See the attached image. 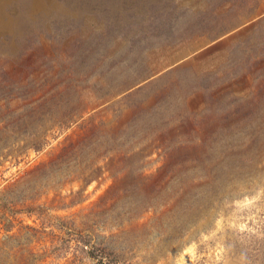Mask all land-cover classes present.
<instances>
[{
  "label": "rangeland",
  "instance_id": "rangeland-1",
  "mask_svg": "<svg viewBox=\"0 0 264 264\" xmlns=\"http://www.w3.org/2000/svg\"><path fill=\"white\" fill-rule=\"evenodd\" d=\"M263 53L264 0H0V98L14 109L25 88L71 86L84 89L81 100L93 107L66 129H50L40 151L8 158L0 167V264H23L28 251L39 256L34 264H96L77 247V233L122 230H128L131 264H264V87L260 95L257 73L248 70ZM125 86L133 95L109 99ZM60 110L54 105L50 115ZM91 116L107 133L117 122L136 119L152 146L143 144L148 149L124 169L143 166L144 175L164 164L166 151L228 152V167L208 189L192 225L182 211L144 228L143 214L118 228L126 201L112 205L116 196L106 202L107 195L99 203L121 170L119 163L106 164L115 154L104 146L77 158L91 170L102 168L88 185L50 171L40 197L21 203L26 184H17L16 194L6 191L50 161L66 139L82 135ZM202 118L215 126L211 132L209 125L208 139L206 130L196 135L190 127ZM158 135L166 139L163 146L154 141ZM179 136L185 142L178 145ZM133 170L126 188L135 183ZM143 200L136 191L129 202ZM27 207L35 210L24 212Z\"/></svg>",
  "mask_w": 264,
  "mask_h": 264
},
{
  "label": "trees",
  "instance_id": "trees-1",
  "mask_svg": "<svg viewBox=\"0 0 264 264\" xmlns=\"http://www.w3.org/2000/svg\"><path fill=\"white\" fill-rule=\"evenodd\" d=\"M263 59L264 53L260 57L254 58L250 62L251 66L248 68L250 73L252 70L257 73L253 78V82L257 81V92H260V95L264 87V70L260 73V65L263 64ZM261 83H263V86L260 90ZM31 88L24 89L27 95L22 98L23 103L14 109L10 107L9 100L0 98V167L3 166L4 162H7L8 158H14L16 161L20 156L26 157L29 151H40L45 143H47L50 129L57 128L62 131L93 111L92 105H86L81 100V97L87 93L84 89L71 86H55L49 89L41 87L36 90ZM131 90L132 87L130 86L117 89L109 95V99L120 95H124L122 99H127L133 95ZM0 92H3V89ZM88 92L92 96H96V91H93V89ZM37 93H41L40 97L36 100H31V95ZM71 96H74V99H70L69 97ZM58 98H65V100L54 103V99ZM99 98L103 99V97ZM122 99H119L117 102H120ZM54 105L61 109L57 117L50 115L52 109H54ZM202 113L205 114V109L202 110ZM133 115L137 114L133 113ZM93 119L94 116H91L83 121L82 129H84V133L82 135L76 139H66L58 153L50 161L26 171L6 191L9 194L12 192L16 194V185L22 186L26 184L24 186L26 188L23 191L24 195L20 199L21 203L31 200L32 197L33 199L40 197V189L48 185L47 180L52 177L49 174L50 171L58 174L62 173L65 177H71V182H83L84 185H88L97 178H100L99 174L102 168L97 167L95 170H91V166L87 161H80L77 158L87 151L94 152L104 146L103 148H111V153L115 154L109 159L105 157L108 159L106 164L114 161L116 164H120L121 170L119 171L120 177L116 178V182L112 187L106 190L104 196L100 198L99 203L107 195L110 196L106 202L112 196H116L115 199H111L110 203L112 205H119L121 203L120 200L122 202L126 201L125 206L127 209L125 210V215H123L124 219L119 223L118 228L125 226L124 224L129 225L131 221L143 218L141 217L143 214L148 216L146 217V222L140 225V227L144 228L149 223L166 220L167 215L174 217L175 214H178V212L182 213V211L183 216L185 218L188 217V222L192 225L191 220L195 213H200L202 201L209 194L208 189L213 184L215 185L220 182L222 174L225 173L228 167V152L200 151L193 155L187 153L179 155V153H174L173 151H166L162 155L164 164L149 175H144L145 167L143 166L137 167V169H124L126 161L129 162L132 159H137L136 155L148 149H141L143 144H145V147L152 146V143H149L151 138H143L141 136L140 131L136 127L137 125H135L136 119H131L126 123L117 122L115 128L109 133L100 130L98 125L103 124H100L101 122L94 124ZM196 122L195 124L192 122L190 126L191 130L196 135L206 130L204 132L205 135H203L208 139L211 134L207 130L209 125H211L210 121L202 118ZM212 127L211 132L215 129V126ZM183 139L184 137L179 136L176 143L179 145L185 142ZM164 140L166 139L162 135H158L154 141L163 146ZM151 155L152 153H149L145 158ZM133 169L137 172L134 178L135 183L132 187L126 188L124 187L126 178L131 180ZM119 183H121L120 187H118ZM29 186H32V193L26 195L29 192ZM136 191L144 194L143 202H138L137 204L129 202ZM79 193L77 192L75 195L77 196ZM74 202L76 201H72L73 204ZM156 204L160 206V209H158ZM37 209V212L42 214L40 206H37ZM34 210L35 207H27L24 209V212L29 213ZM24 228L28 231L33 230L28 226ZM91 231H88V233ZM127 232L128 230H122L116 234L110 233L107 236L93 235L92 237V234L77 233L74 242L77 243V247L81 252H84L88 258L96 261V264H131L128 262L130 249L124 237ZM91 238H95V240ZM38 257L36 253L28 251L23 264H34ZM14 264L20 263L16 262Z\"/></svg>",
  "mask_w": 264,
  "mask_h": 264
}]
</instances>
